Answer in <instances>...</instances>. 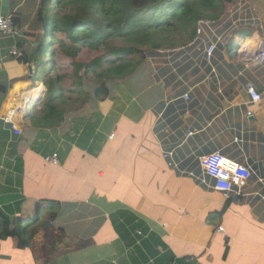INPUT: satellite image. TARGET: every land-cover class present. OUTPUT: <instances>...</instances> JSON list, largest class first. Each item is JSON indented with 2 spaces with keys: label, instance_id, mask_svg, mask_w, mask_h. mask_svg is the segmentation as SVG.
Wrapping results in <instances>:
<instances>
[{
  "label": "crops",
  "instance_id": "1",
  "mask_svg": "<svg viewBox=\"0 0 264 264\" xmlns=\"http://www.w3.org/2000/svg\"><path fill=\"white\" fill-rule=\"evenodd\" d=\"M36 2L0 0V16L18 19L0 34V214L25 224L57 208L56 218L33 249L0 240V264H264V62L254 61L264 0H235L191 44L147 52L102 102L49 130L28 118L45 94L27 59ZM38 90L15 135L5 106ZM215 151L251 169L241 195L214 190L200 168Z\"/></svg>",
  "mask_w": 264,
  "mask_h": 264
},
{
  "label": "trees",
  "instance_id": "2",
  "mask_svg": "<svg viewBox=\"0 0 264 264\" xmlns=\"http://www.w3.org/2000/svg\"><path fill=\"white\" fill-rule=\"evenodd\" d=\"M234 1L37 0L33 17L38 26L36 45L29 46L27 59L35 66L37 57L49 54L51 62L48 65L43 60L35 70L45 94L38 110H31V125L54 129L88 102H102L111 84L131 75L147 52L191 44L199 24L216 22ZM84 51L93 54L92 58L81 60ZM56 209L25 224L18 217L0 214V240H22L27 249H33L37 234L50 233ZM55 250L52 246L53 255ZM53 255L43 258L48 261ZM43 258L41 254L37 257Z\"/></svg>",
  "mask_w": 264,
  "mask_h": 264
},
{
  "label": "built area",
  "instance_id": "3",
  "mask_svg": "<svg viewBox=\"0 0 264 264\" xmlns=\"http://www.w3.org/2000/svg\"><path fill=\"white\" fill-rule=\"evenodd\" d=\"M203 23H200L197 29V35L202 34ZM13 32V22L10 17L4 18L0 16V34L10 35ZM247 47H251V42L247 44ZM215 47L210 45L206 50V56L210 57ZM10 56H16V52L11 51ZM254 61L257 64L264 62V38L259 42L254 55ZM246 92L249 97L250 104H259L262 101L261 94L256 91L251 85H247ZM41 91L38 90L36 96H29L28 98L21 95H17L11 100L4 109L3 121L10 126V129L15 135H21V128L18 125L21 114L28 110L30 107L37 105L40 98ZM183 98L187 100L188 96L184 95ZM237 99H235L236 101ZM250 115V112L246 113ZM47 163L56 165L58 163L57 154H53L45 158ZM200 168L203 173L212 180L213 189L224 193H234L235 195H241L243 189L248 184L252 171L251 169L234 159H231L223 155L219 151L212 152L205 155L199 160ZM221 230V229H220Z\"/></svg>",
  "mask_w": 264,
  "mask_h": 264
},
{
  "label": "rangeland",
  "instance_id": "4",
  "mask_svg": "<svg viewBox=\"0 0 264 264\" xmlns=\"http://www.w3.org/2000/svg\"><path fill=\"white\" fill-rule=\"evenodd\" d=\"M33 40H35L36 41V38H34ZM44 40V39H43ZM41 55V54H40ZM48 56H49V54H47L43 59L41 58V56L40 57H37L38 58V60L36 61V64H35V70H36V68L39 66V64H41L42 63V61L44 60L45 62H47V64L48 65H50V59H47L48 58ZM92 56H93V54H88V53H86L85 51H84V53L80 56L81 57V60H83V61H86V60H89L90 58H92ZM42 65V64H41ZM34 79H35V77H34ZM37 80L35 79V81H33L32 82V84H38L37 82H36ZM52 226V225H51ZM55 231V230H54ZM55 237L57 238V236H58V231L56 230L55 231Z\"/></svg>",
  "mask_w": 264,
  "mask_h": 264
},
{
  "label": "water",
  "instance_id": "5",
  "mask_svg": "<svg viewBox=\"0 0 264 264\" xmlns=\"http://www.w3.org/2000/svg\"><path fill=\"white\" fill-rule=\"evenodd\" d=\"M19 59L22 60L23 64H26L25 60L22 57H20ZM27 68H28V73H29L28 77H29V79H32L33 78L32 76L34 74V70H32V67L30 65H28Z\"/></svg>",
  "mask_w": 264,
  "mask_h": 264
},
{
  "label": "bare ground",
  "instance_id": "6",
  "mask_svg": "<svg viewBox=\"0 0 264 264\" xmlns=\"http://www.w3.org/2000/svg\"><path fill=\"white\" fill-rule=\"evenodd\" d=\"M247 43H245L244 45H246ZM37 94H31L30 96H36ZM29 97V95L27 96V98Z\"/></svg>",
  "mask_w": 264,
  "mask_h": 264
}]
</instances>
